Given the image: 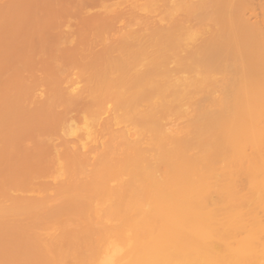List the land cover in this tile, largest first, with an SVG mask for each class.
Listing matches in <instances>:
<instances>
[{
    "label": "bare ground",
    "instance_id": "1",
    "mask_svg": "<svg viewBox=\"0 0 264 264\" xmlns=\"http://www.w3.org/2000/svg\"><path fill=\"white\" fill-rule=\"evenodd\" d=\"M7 2H8V0H6L5 3L7 4L6 6L9 8L12 3L10 1H9V3H7ZM36 2H37V0H36ZM107 2H109V0H106V1H104V0H91L90 3L93 5L94 4H98V5L102 4L101 6H105L106 12L104 10V12H105L104 14L103 13L100 15L98 14L97 16L90 18L88 23H90L93 18L94 19H93V22H91L90 24L87 23L86 24L87 26L84 24L85 28L88 27V29H86V31L84 30L83 25H79L77 29L79 30V28H80L79 34L81 32H83V34L86 32V34H84L82 36L80 34V36H78V37H81L80 38L81 42L85 41L83 43V44H85V46H87L86 43L88 44V46H87L88 48L93 47V45H91V44H94L97 41V39H99L98 36H96L97 37L96 38L94 35H92L94 33H92V34L89 33L91 29H92L91 32L97 31V32L101 33V35L103 36L102 37L103 39H104V34H106V31H107V34H106L107 37L110 33H111V36H113V37H114L115 32H116L115 33L116 35L120 34V37L117 36V38L116 37L114 38L116 40V42L114 44L111 40H113V41H115V40L111 36L108 37L109 39L107 37H105V40H104L106 42V38H107L108 39L107 42H109V40L111 39L109 42V45L113 44L111 46L107 45V47L105 44L103 45V46H105L104 48H106V50H107L106 52L111 51V50H112L111 53L112 52L114 53L115 50L119 51V53H118L119 56H117V58L115 55H114L115 57L112 56L113 57L111 59L112 63H109V64H111L110 65L111 67H110V69L108 68V70H107L108 73L106 72V74H111V75H109L108 77H105V79L102 77L101 82H98L99 78H97V77H100V73L102 72L101 69H99V70L97 69V71L100 73L98 75V72L96 71L97 74H96V76L94 75L95 78L93 76L90 77L86 74V72H92L91 68H94V67H89V69H87L86 67L91 66V64H88V65L83 64V66L86 68L85 69L86 71H84V70H81V72L79 71V74H81V76H79V74H76L75 79L76 80L79 78L82 79L83 76H84L83 78H86V76H87V78H86L87 80L88 79L92 80L94 78L95 82L88 80L89 82H87V83L85 82L86 85H84L86 87L83 86L85 89L80 85L83 88L82 90L80 88L75 89L74 87L71 86L72 88L75 89V90L71 89L72 90V92H71L70 91L71 87H69V86L66 87L65 86L66 84H64V86H65V88H64V87H61V84L59 85L58 83H56V80H54L57 78L55 76L56 73L51 72V74H49V72L52 70L46 69L45 72H47V70L49 71L48 76H46L47 78L45 80L47 82V84L48 83L50 84L49 80H52L54 78L53 80L55 82L51 81V83L53 82L52 83L53 85L55 83V85L57 84L56 87H58V86L59 87L57 89L55 86H51L52 85L51 84L50 85L51 93L53 92V94H51V93H48V94L52 95V96L47 95L46 98L43 96L42 97L43 99L39 98L40 100H35V101L41 102V99H42V103L39 102V104L42 105V108L43 109L46 107L49 108V109L48 108L44 109L45 111H42L43 109L41 108L42 109L41 111L44 113L45 112L48 113L52 110H54L53 113H56L55 108H51L52 109L51 110L49 104H51V107H52L55 104L54 102H57L55 105H57L58 107L60 106V109L63 107L62 105H64L65 107H63V108H65V111L62 110L63 108L61 110L59 109V110H57V112H58L57 114L61 115L60 113L62 111H64L65 112V115H64L65 118L64 117L63 118L65 119V121L66 120L68 121V119H69V121H71V119H73V118H71V119L69 118V117H72L71 116L72 112H75L76 115L78 114L77 115L78 117H76L77 118L76 120L81 119V118H82L81 120H84V122L85 121L87 122L88 120H92V119H88V118L86 120L85 119L86 117H83L80 115V114L89 112L91 109L90 107L94 108L93 109L94 111H92V112L96 111L94 115H91L92 117L96 118L97 115L100 113L102 115H100V114L99 115L102 118V116L104 115V113L106 111L110 112V110H108L109 107L111 106L110 107L111 110L113 107L112 112L114 113V116L109 115V117H113V119L112 118H110V119L113 120L117 124L121 123L120 125H124L126 123V127H127L126 128L124 125L123 127H125L126 129L125 130L122 129L121 131H123V132L120 131L121 133L119 132V130L115 131L116 135L114 137L117 138L119 136V134H120V136H122V135L127 136L129 133L133 134L132 136H135V137L131 136L132 138H130V139H129V137H126V139L127 140L129 139L130 141H126L125 137H124V141H123L124 144L126 143L127 145L128 144L129 145L128 146L126 144H125V146L123 144L122 145L124 146V148H126L128 150L125 151L126 149L123 150V146L120 147L121 146L120 144L122 142L120 143L118 140L122 141L123 136L120 138L118 137L117 140H116V138L113 137L114 138V140L112 139L113 143L115 141L116 142L118 141L120 143V144L114 143V144H116V146H114V144L110 141L112 136L115 133L110 128V123H109V126H108V123H106L107 121L110 120L108 118H107L108 120L107 119L105 121L102 120V123H100L98 119L92 120L89 123L85 122L86 124L82 121L84 126H83V124L81 125V122H79V120H78L76 123H78L79 126H83V128L79 127L78 124H77V126L79 128L73 126L76 124H73L71 127L75 128V131L76 130L78 131V129H80L78 131L79 135H78L77 131L74 133V129L66 127V126H69V124L68 125L66 124V126L64 125L66 127L65 131L67 132V133L66 132H64V133L66 135L69 134L67 136H71L70 133H72L73 135L71 137L74 141L71 139H70L71 140L70 141L68 139V142H66L67 140L65 139V140L61 141L62 143H60V144L56 143V145H55V144H53V143H55L53 141L54 138L52 136L53 131L50 130L49 128H51L53 126L55 127V125H57V124L53 125L54 122L51 121L52 120L51 117L53 116L51 114H53V113L50 112L47 114L49 116L45 115V117L49 118V120L51 119L50 121L53 122V124H52L53 126L45 127L48 129L47 131H42V129H41V132L36 134V135H39L40 137L34 138L37 141L38 138H42L41 135H44V137H45V135H47V141H50V143L45 142L43 145V144H41V142L37 141L38 144H37V142H35L36 144L34 145L35 149H36V147L43 146V149L45 150V152L40 147L38 148V150L34 151L35 153L33 152V150L28 149V151L26 153L27 157L26 156L25 157L27 158L26 161H28V160L29 161L27 163L24 160H23L24 162L21 161L22 166H18V167H17V164L14 163V165H15L14 168L11 167L9 160L5 161V159H3V161H1V158H0V162H2L1 164H4L6 162L7 164L6 163L5 164L7 166L9 165L11 167V168L7 167V169L5 168L6 170L5 169L3 170V168L6 165L5 164H4V166L0 165V167H2V168H0V174H2V175H0V179H1V176L3 179L4 175L6 174V171L8 172L10 170L11 173L12 172L14 174L19 173L21 177H22V174H31V173L34 174L35 173L40 178L42 177L41 179L44 178L43 180L38 179V180H41V181H39L40 183L42 181L43 182L41 184L38 182V184L36 186V184L34 182L32 183V180L30 181L27 179V181H24L22 179L21 180L22 182H19L18 179H16V180H12L10 182V185H9L10 188H9V186L8 187L6 186L7 184H9L7 178L5 179V181L7 180L6 181L7 184H6V182H3L4 179L3 180L1 179L2 181L0 180L1 181L0 199L1 198L3 199V197H4L5 201L7 202L6 204H8V201L10 199V194L8 193L9 191H10V193H12V191H13V193L14 192L21 193L20 192L21 190L23 192H25V191H27V188H28V193H29V190H32L33 188H35V186H36V188L39 186L40 188L39 187L38 188L40 190L41 189L45 190L46 188L49 187L47 190H53L52 191L53 195L57 192L61 193V195H59V196H64L65 194H67L65 192L73 193L74 188L77 187L79 180L82 178V177L79 178L80 175H78V174H80L84 168H87V166H84V164H86L88 162L87 160L89 159V157L91 156V154L94 151L97 154L98 151L102 150L101 152H102V154L103 153L104 154L101 155L102 160H100L101 159V156H100L99 157L100 159L98 158V161H96L98 163L97 165H100V163L102 165V162H103L104 166L107 164L109 166V167H107V169L109 170V168H110V171L112 174L111 177L116 178V174H117V172H119V169L116 166L121 164L122 160L120 161V159H122V158L126 159L125 156L121 157V158L116 157V156H118V154H121V156H123L122 155L123 153H121L122 150L124 151V155H126L127 152L128 153L130 152L129 154L132 155L131 150L134 147H136V148L138 147V151L135 148L134 149L136 150V152L134 150H132L134 152V154L137 153L136 156H134V154H133L134 159L131 160V158L133 157L132 156L130 159L128 158L130 161L129 160L127 161V159H126L127 164L124 162V159L122 162V164L125 163V165L127 167H129V168L126 167L124 169V173H126V169L127 170L129 169L128 172H130V170H132V173H128V174L126 173L127 175L131 174L129 176L130 178L128 177V181L126 180L127 184H125L126 181H124L125 183H123V182H121L122 184L120 183L121 188L124 187V184H125L126 187H124V189L122 188V190L123 191L125 190V191L124 192L122 190L119 191L120 187L118 186L119 188H118V190H116V192L119 191V193L114 194V196L112 195L114 193V191L112 192V190H110V189H108L109 191L107 190L108 193L106 191L107 195H106L105 191L104 192L102 191V194L99 193V195H100L99 196L98 190L96 191L95 188L89 186L90 187L89 190L92 191L91 193H89L88 188H86V186L88 187V185H91L90 183L89 184L87 183L88 179L91 177L90 178L91 180L89 179L90 182L93 181L94 179L95 180L99 179L100 173H98V172H101L102 171L101 170V171H97L98 174L96 172H94V174L96 173V178H95V175L94 176L90 175L87 178V182L83 181L85 179H82V182H80L81 184H84V182H85V184H88V185H82L81 186V188L83 187V188H85V191H87V192L84 191L85 194L86 195L89 194L88 196H86L85 202H83V200H81L83 198H79L80 196H82L83 192H82V194L80 193V195L77 194L75 196V198H73L74 200L70 198L71 200L68 199L69 200L68 202L64 200L66 202L65 204L61 202L60 203L62 205L61 207H59V206L57 207V205L53 202V199L49 200L50 197L48 196L49 202L46 200L48 202V205L45 204L43 207V203L45 202V199H47V196L45 198L42 197L41 199H39L37 197H36L37 199L36 198L34 199V197L31 198V197H27V196H24V198H23L22 197L23 195L21 196V195L17 194L18 195L17 196L14 193L13 195L15 197L13 196V200H15V202L13 201L14 203H12V204H15V205L11 206V211H12L11 213H13L11 217H13L15 219L17 217H19L20 215H21V217H23L24 216L23 214L28 215V213H27L28 211H29V213H33L31 216L29 214L30 217L33 218V216L36 215L34 217L36 220L31 218L33 221L30 219L29 216L26 217L27 219L23 218L24 220L26 219V221H27V222L25 221L26 232H33V233H31L32 235L29 234V235H31L30 238H28L29 240L26 239V237H25L26 233H20L19 232L18 228H20L19 224H21V222H20V220H22L21 217L18 218L19 221L15 220L17 222L16 223L14 222L15 227L17 225H19V226H17V229H18L17 233L18 234L16 232H13V234L15 236L12 234L13 237L11 238L12 240H10V236H8L9 235L8 232H9V230L12 231L11 227H13V229H14V226H12V225H14V223H12L11 227H10V224L9 225L7 223H6L7 225L5 224L6 226H8V227H6L7 229H9L8 232H7V229H4L5 225H3V224L6 221L5 213L8 212V208H5V207H7L8 205H5V203H2L5 201L1 200V202H0V218L4 217L2 220L5 219V221L1 222V224H0V231H1L0 232V239H1L0 240V242H1L0 247H2V248H0V250H2V251H0V253L1 252L4 253L2 255L3 257L0 256V260H2V262H0V263L1 264H3V263L7 264L8 262L11 261V260L8 261L7 259H9L8 257L10 256V254H11V256H10L11 259L13 258L12 253L8 252V251L12 250V252L14 253V255H13L14 259L16 261L15 264H114L113 261L111 262V259L106 258L104 256L105 252H103V250H100V251H102V253H103L102 256H104V257L98 258L99 253H97V248L93 247V245H92V242L95 239H98L97 243L99 244L101 241L99 239H103V240L106 239V242H107V238H109V236H111L110 239H112V240L114 239L113 240L114 242L112 241L113 243H115V239L120 238L118 240L121 243L120 244L118 242L120 244V246L127 247L125 251H127V249H129V251L126 252L127 254L122 255L124 258L121 260V262L118 260L120 257H117V260L116 259L114 260L115 264H117V262H118V264H120L122 262L125 263L126 260H128V261L131 260L132 262H130V264H264V241H263V244L260 241V239H261L260 236H262L261 234H262V232H264L263 231L264 226H262L258 222V220L256 219V214H257L256 212L258 210L264 211V127L262 126V124L264 123V122L262 123V120L264 119V117L262 115L264 113V98H262V95L264 93V0H115L112 3H107ZM90 3H88V4H90ZM210 3H213V5L211 4L210 7L206 8V6L210 5ZM0 4H2V3H0ZM19 4H21V3H19ZM27 4H28V6L31 5L29 2ZM16 5L17 4H15V6H14L15 9H16ZM32 5H33V3H32ZM214 5H216V6H214ZM24 6L25 5L23 4V7ZM141 6L145 7L146 10L144 9V11H143L140 8ZM162 6L167 7L166 10L164 9L165 7H162ZM173 6H175V8ZM2 7L5 9L4 6H2ZM160 7H162V9ZM179 7L182 9L183 13H187V14H182V12H180L181 9H179ZM83 8L84 7H81L80 9H82V11H83L84 10ZM159 8H160V11H158ZM173 8H174V11H173ZM18 9L20 11V7ZM65 9L66 10H64V11H67V8H65ZM168 9L170 10V14H172V15H170L169 13L166 14L167 17H168V15L170 16V18L168 17V20H167V17H166L164 12H167ZM10 10H12L11 7H10ZM26 11H27V9H26ZM28 11H29V9H28ZM171 11L174 13H172ZM8 12H6V13H8ZM23 12L21 10V12H19V13L22 15ZM156 12H157V14H160V15L163 13V16L164 15L165 16L160 18L161 16L159 17L158 15L154 14ZM160 12H162V13H160ZM179 12H180V14H176ZM218 12H219V15L221 13L223 19L225 20L226 24L225 23L224 24H225L226 28L224 26V27H217V29L225 28L224 31L223 30L222 31L224 33L223 34L224 39L226 37V40L218 39L220 35L218 33H216L218 30L216 29L217 31H215V29H214L215 26L217 25L216 23H218L217 22L218 19L215 18L218 16L216 14ZM61 13H63V15H64V13L65 14L69 13L68 16H70L71 19L74 18L72 15L75 16V14H76V13H73L72 10H70L69 12H63V11L60 12V15L58 17H60L62 21L60 20V18H56L57 20L55 21V23L52 22L54 24L53 26H56V24L61 25V22H65L67 20V17L65 15H64L65 20H64V18L62 19ZM14 14H16V13H14ZM31 14H33V13H31ZM77 14H79V13H77ZM83 14L85 15V13H83ZM174 14H176V16ZM246 14H248V16ZM84 15L80 16V17H84ZM153 15L158 16L160 19L158 18L159 20L157 19V21H154L153 18H155V17H153ZM179 15H181V16H179ZM214 15H217V16L214 17ZM6 16L8 17V14H6ZM9 16H10V13H9ZM17 16H20V15L18 14ZM55 16H57V15H55ZM76 16L78 17V15H76ZM173 16H175V17H173ZM7 17L4 18V24L5 25H6V21L8 19ZM14 17L15 16L13 15L12 18L15 19ZM219 17L220 16H218V18ZM251 17L254 18V21H252V20L250 21ZM1 18L3 19V17L0 16V20H1ZM24 18H25V16H24ZM17 19H19V17H17ZM17 19L15 21L19 22L21 20V16H20L19 20H17ZM161 19H163V20H161ZM216 19H217V21H216ZM223 19L221 21L224 22ZM164 20H165V22H164ZM58 21H60V23H57ZM160 21L161 22L163 21L161 23V25H159ZM210 21L211 22L216 21L215 22L216 25L213 24V22L211 23ZM221 21H220L221 24L219 26L224 25L223 22H221ZM40 22H41V20H40ZM118 22H122V26L120 28L117 27ZM165 23H166V25H165ZM205 23H206V25H205ZM31 24H32V26L34 24V27L30 26L29 30L31 32L33 31L31 34L35 33L37 36L39 29L37 28L38 31L33 30V29H35V27H38V24H35L34 22H31L30 25ZM65 24H66V22H65ZM208 24L211 26L212 29H210V27L208 28V26H207ZM211 24H213L214 28L212 27ZM25 25H28V23H26ZM25 25L23 26V28H20L23 30V31L21 30L22 32L20 30H18L19 33L21 32L22 37L26 33L25 32ZM35 25H37V26H35ZM40 25L41 24L39 23V26ZM42 25H43V23H42ZM47 25H49V24H46L45 26L47 27ZM154 25H156V27H154ZM201 25H204L206 27H204V26L202 27ZM0 27L2 28V26H0ZM49 27L50 26H48V28ZM1 28H0V30H1ZM6 28H7V26H6ZM30 28H32V30ZM48 28L44 27L43 31H41V34L43 32H45V29L47 30ZM151 28H152V31H151ZM153 28L154 29L156 28V30H154ZM206 28H208V29H206ZM233 28L240 31L238 33L239 35L242 33V36H243L242 39H244L242 46H240L242 44V40L240 37L239 38L241 40V44H239V45L237 44L238 47L233 45V44L237 43V42L235 43L236 39H234V38H237L239 40V38H238L239 35L237 34V32L232 33ZM221 29L219 30V32H221ZM201 30L204 31V33H202ZM87 31L89 34L87 33ZM10 32L11 31H8L7 33L9 34ZM103 32H104V34H102ZM12 33H14L13 30H12ZM14 34H16V31ZM31 34H30V36H31ZM91 35H92V37H91ZM232 35L237 36V37H234V36L232 37ZM38 36H39V34H38ZM64 36H65V38H68L69 32H65ZM5 37H6V35H5ZM62 38L65 39L64 37H62ZM152 38L155 39L154 41H156L158 39L157 40L158 44L156 43L157 45L155 43H154V46H153V44L150 45L151 41H153ZM220 38H221V36H220ZM227 38L234 39L233 44L232 43H231L232 45L230 44L228 50H230L231 46L236 47L237 50L236 49H234V50L241 51L243 56L241 53H236V55L239 57L236 56V58H234V57H232V56H235L234 51H229V53H228V50H225V52L226 51L227 52L223 53L222 52L223 49L220 50L222 46H224L226 48L227 45H225V41L229 40ZM76 39L79 40V38H76ZM159 39H160V42H159ZM217 39L219 41H217ZM65 40H64V42H65ZM78 40H75L78 43H74V44H79L80 41H78ZM20 41H21V39H20ZM220 41H221V43H218ZM81 42H80V44H81ZM2 43L0 42V45H3L2 48L8 47L7 43H6V45L4 43L3 44ZM34 43H35V41H34ZM96 44H98V46L100 45L99 43H96ZM216 44L217 45L219 44L218 47ZM103 46H102V49H103ZM238 48H240L241 50ZM43 49H41V50L44 51ZM213 49H215V51ZM218 49H219V51H221L220 54H219V51H217ZM231 49L233 50L232 47H231ZM212 50L215 52V54H216V52H218L217 54H219L220 56L217 55L218 58L217 57L214 58L211 54ZM69 52H71V51H69ZM77 53H78V57H79V55L81 56V54H82V52H77ZM17 54H18V52H17ZM72 54H73V52H72ZM101 54L105 55L107 60H110V57H111L110 55L107 56L106 54H104V52L103 53L101 52ZM224 54L226 55L225 61L223 60L224 62L221 61V63L217 62L218 59L220 61L219 57H221V55L223 58ZM229 54H231L230 60H228V58H227L230 56ZM239 54H241V55H239ZM84 55H86V54H84ZM124 56L126 58H124ZM241 56H242V58H241ZM28 57L26 56L24 58V60H29ZM66 57H68L67 54H66ZM105 57H104L103 61H102V59L100 61L102 64L103 63L107 64V62H109L105 59ZM7 58H9V56ZM83 58H84V56H83ZM92 58L93 57H91V59ZM1 59H3V58H1ZM64 59H65V57H64ZM105 60L107 62H105ZM227 60L230 63L235 61V63H233V64L237 65V63H238V65L233 66L232 64L229 63V65H231L230 71L227 70L228 67H226V66L225 67L223 66L224 67V69H223L222 65H225V62L228 64ZM231 60H232V62H231ZM49 61H51V59ZM77 63H74V64L76 65ZM217 63H219V65ZM99 67L102 68L103 66L98 65V68ZM232 67H234L235 69L236 68L240 69V70H238L237 72H234L237 69L233 70V72H232L233 74H232L231 73V71L233 69ZM53 68H55V67H53ZM30 70L31 69L29 68L28 72ZM221 70H222V72L225 71L228 76L230 75L229 74V72H230L231 75H234V78H232L233 76H230L229 78H231V79H229L225 73L222 74ZM3 71L5 72V70H3ZM56 71H57V69H56ZM83 71L85 72L86 76L84 75V73H82ZM217 72H221V74H222L221 76H223V77H221L219 74L215 76V74ZM182 73H184V74L186 73V75H184ZM187 73L189 75L191 74L190 75L191 77L189 75H187ZM237 73H238V75H237ZM28 74L29 73H27V75ZM74 74H75V72H74ZM235 74L237 75V77H235L236 76ZM51 75H52V78H51ZM103 75H104V73H103ZM62 76H59L60 79L57 78L58 82H59V80H62V78H61ZM66 76H67V74H66ZM66 76H65V79H66ZM69 76H70V74H69ZM49 77H50V79L48 80ZM215 77H219V80H220V78H221V80L223 78V82L221 84L222 85L221 90L218 89V88H220L221 85L220 86L217 85V84H219L216 81L218 78L215 79ZM235 78H236V80H235ZM75 79H72L73 83H72V81H68V85H69V83H70V85H75V83H77V81ZM81 79H79V80L81 81ZM228 79H229V82H231L232 86H233V84H236L237 87L232 88L231 85L229 86L228 85V83H229ZM0 80H4V79L2 78ZM31 80L32 79L30 78L29 83L31 82ZM231 80H233V83ZM234 80L237 82L234 83ZM8 81H7V83H8ZM96 81H97V83H96ZM26 82H28V80H26ZM26 82L25 83L21 82L22 87L27 86L28 87L27 90L30 92V89L28 86L29 83H27V85H25ZM35 82L36 81L31 82V83L34 84ZM21 83L18 86L19 89H20ZM78 83H79V81H78ZM93 83H94V85H93ZM32 84H31V87H32L31 94L34 92L33 89L36 90V88H38L40 86V84H38L39 86L37 85L34 88V85L32 86ZM90 85L93 87L90 88ZM77 87H79V86H77ZM215 87H218L217 88L218 92L220 90V92L222 93V94L221 93L220 94L223 95L222 97L215 90L216 89ZM12 88H10L11 91H12ZM66 88L67 89L69 88L67 90L68 92L66 91ZM19 89H16V90H19ZM63 89H65V90H63ZM77 89H80V90L78 91ZM86 89H89L88 90L89 93L91 92L90 93L91 99H92V97H94L93 98L94 100H92V102H93L92 105H91V103H92L91 101L90 102L87 101L88 99H90V97H88L89 93L87 91H85ZM25 90L26 89H24V93L27 92ZM47 91H48V89H47ZM54 91H57V92L54 93ZM63 91H65V92H63ZM6 92H7V90H6ZM29 92H28V94H29ZM85 92L88 94H86ZM9 93H10V91H9ZM9 93H7V94H9ZM15 93H17V92H15ZM19 93H20V91H19ZM217 93L220 96H218ZM4 94L6 95V93H4ZM11 94H12V92H11ZM82 95L83 96L85 95L88 97L87 98L84 96V99L85 98L87 99V100L85 99L86 101H83L84 99H83ZM10 96H12V95H10ZM26 96L27 95H25V97ZM29 96H30V94H29ZM216 96H217V98H216ZM20 97H22V96H20ZM23 97H24V94H23ZM31 97L32 96L29 97L30 101H32L30 99ZM220 97L222 99H220ZM44 98H45V100H44ZM3 100H4V98H3ZM7 101L9 102V100H7ZM37 102H35V103H37ZM108 102H110V103H108ZM2 103H4V102H2ZM88 103H90V104L88 105ZM105 103L107 105L108 104L110 105L107 110H104L105 109V106H104ZM35 106H36V104H35ZM56 109H58V108L56 107ZM59 111H60V113H59ZM103 111H104V113H101ZM112 112H110V114H112ZM96 113H97V115H96ZM69 114H71V115H69ZM54 115L56 116V114H54ZM80 116H81V118H80ZM170 117L171 118L173 117V119H170ZM176 117H178V118H176ZM180 117H182L184 119L186 118V120L188 122L187 123L186 121H183L184 128H181V125L179 127L180 123L179 124L175 123L177 121H180V120H178V119H180ZM52 118L54 119V117H52ZM98 118H99V116H98ZM101 118H100V120H101ZM168 118H169L170 122H169V120L165 121ZM175 119H177V120H175ZM172 120L173 121L175 120V122L173 123ZM103 121L105 123H103ZM113 121H112V123H114ZM164 121H165V124H167V125L169 124L170 126L165 125ZM48 123L50 125V122H48ZM127 123L132 127V130L128 127ZM60 124H62V123H60ZM176 124H178V125H176ZM33 125H34V123H33ZM174 125H176L178 127H175ZM106 126L109 127L108 133L112 134V132H113V134L110 135L111 137H107V138H110L109 139L110 142H108L107 147L109 148V146H111L113 148V151H112V148L110 147L111 149L107 148L108 152L105 153V150H106L105 149L106 147L104 146L105 143L103 141L98 140V138H100V139L102 137L104 138V136H106L108 134L106 131V130H108V127H106ZM54 127H53V129H54ZM58 127H55V128L57 129ZM111 127H113V126L111 125ZM167 127H169V128H167ZM170 127H172V128H170ZM173 127H175V128H173ZM67 128H69V130H68L69 132L67 131ZM5 129L7 130V128H5ZM70 130H71V132H70ZM126 130H129V132H126ZM2 131L3 130H1V132ZM80 131H82L81 134L83 136H80L81 135ZM118 132H119V134L117 135ZM101 133H103L102 134L103 136H99V135H101ZM126 133H128V134H126ZM32 134H34V133H32ZM130 134H129V136H130ZM48 135L50 136L51 140L53 139L52 141L50 140ZM73 136H77L76 140H75V137L73 138ZM91 136H93V137H91ZM97 136H98V138H96ZM8 137H10V134L8 135ZM136 137L138 139H140L142 137V140L139 142L135 141V143H132V141L134 142V140H132V139L135 138L137 140ZM1 138H3V137H1ZM4 138H5V136H4ZM21 138H22V140H25V139H23V137H21ZM29 138H31V137H29ZM90 138H92L93 140L97 139L98 142H96L97 141L96 140L94 142V144L96 145V143H99L96 146L101 147V145H102V146H104L103 147L104 150L103 149L99 150V148L96 146H92V148H91L89 143L92 142L93 140L89 141ZM103 138H102V140H103ZM32 139H33V137H32ZM80 139H82L84 141L86 140L85 141L86 143L81 141ZM4 141H5L4 139L2 142L0 140V146H1V143L2 144L4 143ZM16 141L18 142V140H16ZM51 142H53V143H51ZM6 143H7V141H6ZM8 143H10L9 139H8ZM14 143L15 142L13 141V144ZM78 143L81 147L78 145ZM109 143L112 145H109ZM141 143H142V145H141ZM13 144L11 145V143H10V145L12 147H13ZM26 144H27V142H26ZM143 144H144V146H143ZM16 145H14L15 148H16ZM23 145L22 146L25 148V144H23ZM84 145L87 146L86 147L87 152L88 153L90 152L89 153L90 155L88 154L89 157H88V155H86V153H84V155H86V156H84V155L80 156V154H77V152H76V151H78L79 148L80 149H86ZM88 145H89V147H88ZM118 145H120V146L118 147ZM139 145L141 147L143 146L142 149ZM113 146L118 148V149L122 148V150L119 149L120 150L119 151L117 149L119 151V153H118L117 150ZM130 146L132 149L129 148ZM5 147H6V145L2 149H5ZM23 147H21V150ZM31 147H33V146H31ZM94 147H96L97 149H94ZM9 148L10 147L8 146V149ZM75 148H77V149H75ZM8 149L6 147V150H8ZM72 149L75 150V152H73ZM80 149H79V151H80ZM91 149H93V150H91ZM140 149L143 151V152H140L141 154L138 153ZM143 149H145V150H143ZM9 150L10 151L12 150L13 152H15V154H17V156L19 155L18 153H16V150H13L12 148H10ZM9 150L6 151V153L9 152ZM88 150H90V151H88ZM96 150H97V152H96ZM109 150H111V151H109ZM248 150H249V153L251 151L250 154L247 153ZM23 151H24V149H23ZM36 151H37V153L40 151L39 153L40 154L43 153V155L41 157L39 154L34 155V154H36ZM114 151H116V152H114ZM13 152H12V156H14ZM30 152H32L34 154H30ZM101 152H98V153H101ZM110 152H112V153H110ZM62 153H64L65 157L63 156ZM78 153H82V152L80 151ZM2 154H5V152L3 151ZM9 154H11V153L9 152L8 156H9ZM61 154H62V156H61ZM105 154H107V155L109 154L111 156L106 155L107 157H105ZM129 154H127L126 156H129ZM0 155H1V151H0ZM114 155H116L115 156L116 161L113 160ZM5 156H6V154H5ZM10 157L11 156H9L8 159H11ZM25 157L23 159H26ZM30 157L32 159H29ZM63 157L65 160L62 159ZM82 157H83V159H82ZM103 157L105 159H103ZM108 157H110V158H108ZM117 158H119V160ZM79 159H81L82 161ZM13 160H15V157H13ZM62 160H63V162H62ZM89 160H91V159H89ZM110 160H111V162H110ZM16 161H19L18 158ZM64 161H65V164H64ZM80 161H81V164L84 163L81 166L83 169L80 167L82 170L80 169L81 171L77 172L76 168L80 164L79 163ZM13 162H15V161H13ZM73 162L77 166L75 164H73ZM90 162L91 161H89L88 165L90 164ZM105 162H106V164H105ZM112 162H114L115 165L112 164ZM23 163H25V164L23 165ZM74 165H75L74 170L76 171V173L74 171L72 174L71 172L73 171ZM64 166H65V168H64ZM70 166H72V167H70ZM68 167L72 168V170L67 169ZM111 167H112V169H111ZM113 167H114V170H116L115 168L118 169V171L116 170L117 172L115 171L116 173L113 172L114 174L112 173V171H114ZM105 168H106V166H105ZM107 169L106 170L104 169L102 173H106V175L109 176L111 174L107 173L108 172ZM1 171H2V173H1ZM4 171H5V174L3 173ZM68 171H69V173H67ZM78 171H79V169H78ZM104 171H107V172H104ZM237 171H238V173H237ZM57 173H59L60 175ZM236 173L240 174L241 178L243 177V179H244V181H243L244 185L240 184L246 188V192L243 191L244 194L239 189V187H240L239 186V183H240L239 178L240 177L237 176ZM9 174H10V172H8V176H6V177L13 179V176L10 177ZM52 174H54V176ZM63 174H64V176H63ZM121 174L122 173H120V175ZM235 174H236V176H235ZM55 175L57 178H58V176H60L58 178L60 180V182L55 177ZM75 175L77 178H79L78 181H77V178H75ZM106 175L104 176L105 178H106ZM46 176H49L50 178L52 177L51 180L53 179V182H54L55 178H56V180H58V183L55 180V182L57 183L55 185V187L57 186L56 189L53 186L54 184L51 183V181H49V180H48V182H49L50 186L46 185V183H47L46 182L47 180H45ZM25 177L28 178V176H26V175L23 176L24 179H26ZM62 177H64L63 180H61ZM102 177H103V175H101V178ZM236 177L237 178L239 177L238 180L236 179ZM92 178H94V179H92ZM109 178H110V176L106 179L108 180ZM115 178L114 179L110 178V179L115 180ZM74 179H76V180H74ZM104 179H102L103 181L101 182V184H103L102 186L99 182H96V183H99L100 185L99 184H97V185L103 189L105 186V190H106L108 188V186L105 185L106 181ZM35 180H36V178H35ZM98 181H100V180H98ZM237 182H239V183H237ZM44 183L48 187H46L44 185ZM33 184H35V186H32ZM51 185L53 186V188ZM43 186H45V187L43 188ZM31 187H32V189H31ZM11 188H13V190ZM36 188L33 189L32 191L35 190V192H36V190H39ZM240 188H242V187H240ZM14 189H17V191H19V189H20V191L17 192V191H14ZM24 189H26V190H24ZM71 189H72V191H71ZM55 190H57V191L55 192ZM76 190H77V188H76ZM94 190H95V192H94ZM93 192H94V195L92 194ZM95 193H97V194H95ZM108 194L111 198L107 197ZM42 195H43V193H42ZM44 195H46V194H44ZM56 195L58 196V194H56ZM56 195H54V197ZM101 195L102 196L106 195V197H104L102 200ZM7 196H9L8 197L9 199L7 198ZM20 196L22 198V201L26 200V203L29 201L28 204H26V205H28L29 208H27L25 210H19L17 208L18 206L16 207L17 204H21L19 202L21 200L19 198ZM95 196L96 197L99 196L98 198H100L99 201L101 200L100 201L101 203H103L105 199L109 200V202H111L113 207L111 204L108 205L110 210H108L107 215L105 213L106 211L104 212L105 214H103L102 216L99 215L100 216L99 219H97L96 221H92V223H91L92 226L95 225L96 222H98V221L101 222V220H102L101 218L106 216L103 219V221L107 219L106 221H108V222L114 221V223H115L119 219V221L121 223V225H120L121 227L118 226V228H114L115 225H113V227L111 225H109L112 227V228H110L107 225H105V228H104L103 226L106 223L102 224L103 221L101 222V224L103 226L100 225V228L98 225H95V226H97L95 228H94V226L91 227V226H89L90 224H87L91 221H87V220L90 217H93L92 219H94L96 217V214H97V213L92 214L91 212H90L91 216H89L90 214L88 213L89 217L87 216L88 218H86L87 222L84 221V218H83L85 216L84 212L87 210L86 211V213H87L88 211L91 210V208L94 207V206H92V204H90L91 202L90 203L87 202V198H89L88 200H90V199H93ZM16 198H17V200L19 198V201H17ZM28 198L31 200H27ZM98 198H96V199H98ZM113 198H114V202H112ZM6 199H8V200H6ZM42 199H44L43 200L44 202L42 201ZM50 201H52V202H50ZM33 202L36 203V205H37V203L38 204L42 203V206L40 207V205H38L36 208V205L33 204ZM86 202L89 203L90 205L89 204L87 205ZM29 203H31L33 205H30ZM52 203H54L58 209H54L56 207L51 206V205H54ZM1 204H4L5 207H4V205H1ZM97 204H100V203H97ZM23 206H25V205H23ZM30 206H34V207H30ZM47 206H48V208H51L53 210L50 212L51 209L48 210ZM87 206H89V207H87ZM12 208H13V210H12ZM45 208H47V209H45ZM30 209H32V210L34 209V210L32 211ZM35 209H37V211ZM41 209L42 210L45 209V211L43 212ZM39 210H41V212H43L42 213L43 216H41V214H40L41 212L40 213L38 212ZM46 210H48L49 212H47ZM34 211H36L37 213ZM6 215L9 216L8 213ZM13 215L14 216L16 215L17 217L16 216L14 217ZM107 216L109 217L110 220L108 219ZM132 216H133V220H134V218H136V216L137 217L139 216L140 221L138 222V220H137V222L134 223L136 219L134 221L133 220L131 221L130 219ZM11 217H10V219H11ZM59 217L61 219V222L63 221L61 225H60L61 222L59 220ZM65 217H67V218H65ZM53 218H55L54 221H53ZM37 219H39L38 220L39 222L37 221ZM48 219H49V224L47 221ZM56 219L58 220V222ZM80 219H83L82 220L83 224H82V222H80L81 221ZM43 220L44 221L46 220V221L44 222ZM7 221H9V219ZM10 221H9V223H10ZM35 221H37V222H35ZM41 221H43V222H41ZM12 222H13V220H12ZM55 222H57L59 224V226ZM71 222H73L72 225H74L78 228L80 227V224L83 225V226H81V228L82 227L84 228L85 226H87V227H85V229L80 228L81 230L78 231L79 229L77 230L76 227H73L70 225L69 226L70 228L68 229L67 227ZM74 222L75 223L78 222L76 224L77 225L79 224V226L74 224ZM40 223H43V227L41 226ZM23 224H21V225H23ZM52 224L53 225L55 224V226H53ZM39 225L41 228H38V230L40 231V229H41V231H44V232H45V228L47 230V228L50 229V227H52V226L55 228L57 226L61 229L60 230L59 228H57V230H59V234H57V235H59L61 238L57 235H56V237H54L52 235L50 236V238L54 237L53 241L59 242V244H58L59 246H55L56 247L55 249H52L50 247L51 250L49 248L45 249V247L47 246V245H45V241L47 242V239L49 238L50 234L48 236L47 235L45 236L46 238L48 237L47 239H45L44 235L41 234L43 236L42 240H43V238L45 239L44 244H43L42 241L39 240L40 238L39 239L37 238L38 235L35 234V230H34ZM248 225H250L251 228L249 227V229H247ZM1 226H3V228ZM63 226H64V228L68 229V230L65 229L64 233H63L64 228L62 229ZM2 229H3V231H2ZM70 229H73V230L75 229L78 232H76L75 230H74L75 232L73 230L71 231ZM66 231H67V234H65ZM129 232L131 233V235L133 234V237L130 236V238L132 237L130 240L127 238L129 240L128 241V240H126L127 236L125 234L128 233L130 235ZM134 232H135V234H134ZM240 232H244L245 235L242 234L244 237L242 238V236H241V239H238L237 236L240 237V235H238V234H240ZM10 233H12V232H10ZM33 234H35V235L33 236ZM63 234H64V236H63ZM65 235H66V238H64ZM129 235H128V237H129ZM122 236H126V237H122ZM32 237H34V239ZM55 238L56 239L58 238V239L56 240ZM62 238H64V241H66L65 243H63ZM7 239H8V241H7ZM49 239H48V241H51ZM5 240L7 242L11 241L10 244H7V242ZM103 240H102V242H104ZM121 240L123 242H121ZM13 241H14V243H13ZM60 241L63 243V246L65 249L63 247H60V246H62ZM124 242L128 243L130 248L128 247V245L126 246V244ZM47 243L51 244L53 246L54 242L51 241V242H47ZM122 243H123V245H122ZM102 244H99L98 248L99 247L102 248V246H100ZM116 244L113 245V247L115 246V248H117V251H118L117 253H119L120 252L119 250H121V247L119 246V244H117V246L119 247L118 248L116 246ZM4 245H5V247H4L5 249H3ZM9 245L11 247L14 245L15 246L17 245V246L16 247L14 246L15 248L12 247V249H11V247L9 248ZM54 245H55V243H54ZM258 246H261L260 250H258ZM13 248H14V250H13ZM115 248L113 250L116 251ZM46 250H48V252ZM107 250H109V249H107ZM115 251H114V254L116 253ZM70 252H71V254H70ZM106 252H108V251H106ZM26 253H28V254H26ZM102 253H100V254H102ZM23 254L26 256H24ZM69 254L71 255V257H69ZM109 254L110 253H108L106 256H110V258L113 259L114 254H112V256H111V254L110 255ZM27 255L30 257L28 258ZM63 255H65V257ZM3 260H5V262Z\"/></svg>",
    "mask_w": 264,
    "mask_h": 264
},
{
    "label": "rangeland",
    "instance_id": "2",
    "mask_svg": "<svg viewBox=\"0 0 264 264\" xmlns=\"http://www.w3.org/2000/svg\"><path fill=\"white\" fill-rule=\"evenodd\" d=\"M9 1L12 3L11 4V9L13 10H10V7L8 8L6 5V0H0V3H2V4H0V16L1 17H3V19L1 18V20H0V26H2V28H1V30H0V42L2 43H4L5 45H6V43H7V45H8V47H4V48H2V46L3 45H0V79H4V80H0V140H1V142L3 141V139L5 140L4 141V145L1 143V146H0V151H1V155H0V158H1V161H3V159H5V161H7V160H9L10 162V165H11V167H15V165H14V163L15 164H17V167L18 166H22V162L21 161H25L26 163L29 161H26L27 160V155H26V153H27V151H28V149H31V150H33V152L35 151V150H38V148L40 147H36V149H35V147H34V145L36 144L35 142H37V141H39V142H41V144H43L44 145V143L46 142H49L50 143V141H47V135H45V137H44V135H41L42 136V138H38V140L36 141L34 138H37V137H40L39 135H36V134H38V133H40L41 132V129H42V131H47L48 129L47 128H45V127H51V126H53V125H55V124H57V125H55V127H58L57 129L54 127V129H53V127H51V128H49L50 130H52L53 131V134H52V136H53V138H54V142L55 143H53V142H51V143H53V144H55L56 145V143H62L61 141H63V140H67L66 142H68V139L70 140H73L72 139V133H70V135L71 136H67V135H69V134H65L64 132H66L65 130V128L66 127H69V128H72L71 126L73 125V124H76V125H73V126H75V127H78L79 126V124L78 123H76L78 120H79V122H81V125L83 124V122H84V120H81L82 118H81V116H83V117H86L85 119L87 120V118L88 119H92V120H96V119H98L99 120V122L100 123H102V120H106L107 118L108 119H110V118H112L113 119V117H109V115H112V116H114V113L112 112L113 111V107H112V110H111V106L108 104H104V106H105V109L104 110H107L108 109V107H109V109L108 110H110V112H112V114H110V112H105L104 113V111L103 112H101V113H104V115L102 116V118H101V116L100 115H102V114H98L97 115V113H96V115H97V117L95 118V117H92L91 115H94L95 114V112H92V111H94L93 109V107H90L91 109H90V111L89 112H86V113H83V114H80L81 116H80V118L81 119H78V120H76L77 118L76 117H78L76 114H75V112H72V115L71 114H69V115H71L72 117H69L70 119L71 118H73V119H71V121H69V119H68V121L66 120L65 121V108H63V107H65L64 105H62L63 107V109L62 110H64V111H62L61 113H60V111H59V113L61 114V115H58L57 113V110H59L60 109V106L58 107L57 105H55L57 102H54L55 104L51 107V104H49L50 105V109L51 108H55V112L56 113H53L54 112V110H52V111H50V112H52L53 114H51V115H53L52 117H54V119L51 117V121H53L54 122V124H53V122H51L50 120H49V118H47V117H45V115H47L48 113H50V112H42V111H45L44 109H46V108H48V107H46V108H42V105H40L39 104V102L40 101H35V100H40L39 98H42L43 96L46 98V96L48 95V96H52V95H49L48 93H51V87H50V85L53 83H51V81H54V80H56V83H58L59 85L61 84V87H64L65 88V86L66 87H74L75 89L76 88H80L81 90L84 88V87H86V86H84V85H86L85 84V82L87 83V82H89V81H94L95 82V80H94V78H95V76H96V71H97V69L99 70V69H101V71L104 73V75H103V73L101 72H98V75H99V73H100V77H97V78H99L98 79V82H101V78L103 77L104 79H105V77H108L109 75H111V74H106V72H107V70H108V68L110 69V65L111 64H109V63H112V61H111V59L113 58V57H115L116 56V58H117V56H119L118 55V53H119V51L118 50H115V52L113 53H111V51H108V52H106L107 50H106V48H104L105 46H103L104 44L106 45V47H107V45L108 46H111V45H113L115 42H116V40L114 39L115 37L117 38V36L118 37H120V34H115L114 33V37L113 36H111V33L108 35V37L109 36H111L115 41H113V40H111L112 42H113V44H110L109 45V42H110V40H109V42H107L108 41V37H107V31H106V34H104V32L102 33V34H104V39L102 38L103 36L101 35V33H99V32H91L92 31V29L90 30V32L89 33H94V34H92V35H94L95 37L96 36H98L99 37V39H97V41L94 43V44H91V45H93V47H87L88 46V44L86 43V45L87 46H85V44H83L85 41H83V42H81V37H78V36H80V34H81V36L82 35H84V34H86V29H88V27H86L85 28V25L88 23V21H89V19L90 18H92V17H94V16H97L98 14L100 15V14H104L105 12H106V8H105V6H101L102 4H91L90 3V1L91 0H37V2H36V0H8V2L7 3H9ZM46 1V2H45ZM51 1V2H50ZM104 1H106V0H104ZM115 0H109V2H107V3H112V2H114ZM21 3V4H19V3ZM30 3L31 5H32V3H33V5L31 6L30 4V6H28V4L27 3ZM32 2V3H31ZM17 4L16 5V9H15V4ZM51 3V4H50ZM82 3V4H81ZM88 3H90V4H88ZM5 4V5H4ZM23 4L25 5L24 7H23ZM70 4V5H69ZM87 4V5H86ZM211 4L213 5V3H210V5H207L206 6V8H208V7H210L211 6ZM20 5V6H19ZM27 5V6H26ZM58 5V6H57ZM81 5V6H80ZM2 6H4L5 7V9L2 7ZM35 6V7H34ZM62 6V7H61ZM177 6V5H176ZM214 6H216V5H214ZM213 6V7H214ZM20 7V11H19V8ZM23 7V8H22ZM64 7V8H63ZM81 7H84L83 9V11H82V9H80ZM162 7H165V6H162ZM162 7H160L161 9H162ZM170 7V6H169ZM174 8H175V6H173ZM178 7V6H177ZM34 10H33V9ZM65 8H67V11H64V10H66ZM143 11H144V9H145V7H143V6H141L140 7ZM139 8V9H140ZM160 8H159V10L158 11H160ZM166 8L167 7H165L164 9L166 10ZM174 8H173V11H174ZM2 9V10H1ZM26 9H27V11H26ZM28 9H29V11H28ZM72 10L73 11V13H76L75 14V16L74 15H72L74 18H70V16H68V14L66 13H64V15L67 17V20L65 21L66 22V24H65V22H61V25H58V24H56V26H53L54 24L53 23H55V21L57 20L56 18H60V17H58L59 15H60V12H69L70 10ZM82 11H80V10ZM163 9V10H164ZM171 9V8H170ZM179 9H181L180 7H179ZM178 9V10H179ZM6 10V11H5ZM21 10H22V15L19 13V12H21ZM39 10V11H38ZM50 10V11H49ZM104 10H105V12H104ZM146 10V9H145ZM162 10V11H163ZM164 10V11H165ZM172 10V9H171ZM4 11V12H3ZM9 11V12H8ZM38 11V12H37ZM163 11V12H164ZM169 11V12H168ZM168 11L167 12H164L165 13V15L166 14H170V10L168 9ZM6 12H8V13H6ZM46 12V13H45ZM53 12V13H52ZM172 12V11H171ZM177 12V11H176ZM180 12H182V9H181V11ZM180 12L179 13H176V14H180ZM5 13V14H4ZM9 13H10V16H9ZM14 13H16V14H14ZM31 13H33V14H31ZM37 13V14H36ZM59 13V14H58ZM71 13V12H70ZM77 13H79V14H77ZM83 13H85V15L83 14ZM160 13H162V12H160ZM172 13H174V12H172ZM2 14V15H1ZM6 14H8V17L6 16ZM20 15L21 16V20L19 21V22H17V21H15L16 19H17V17H19V19H20V16H17V15ZM26 14V15H25ZM44 14V15H43ZM62 14V19L64 18V20H65V16L63 15V13H61ZM72 14V13H71ZM70 14V15H71ZM82 14V15H81ZM155 15H158L160 18H162V17H164L163 16V13L160 15V14H157V12L156 13H154ZM176 14H174L175 16H176ZM182 14H187V13H183L182 12ZM218 16H220L219 18H218V16L217 15H214V17L215 16H217V17H215V18H217L218 19V21H217V19H216V21L218 22V23H216L215 24V22L214 21H212L213 22V24H215L216 26H215V28H214V26H213V24H211L212 25V27L215 29V31H217L216 33H218L220 36H221V38H220V36H219V38L218 39H223V40H226V37H225V39H224V36H223V31H224V29L226 28V26H225V24H226V22H225V20L223 19V17H222V15H221V13H220V15H219V12L218 13H216ZM15 16L14 18L15 19H13L12 18V16ZM55 15H57V16H55ZM76 15H78V17L76 16ZM84 15V17H80V16H83ZM155 15H153V17H155V18H153V20L154 21H157V19L159 18L158 16H155ZM170 15H172V14H170ZM247 16H248V14H246ZM7 17L6 19H7V21H6V25L4 24V18L5 17ZM17 16V17H16ZM24 16H25V18H24ZM175 16H173V17H175ZM179 16H181V15H179ZM77 17V18H76ZM166 17H167V15H166ZM168 17L170 18V16L168 15ZM168 17H167V20H168ZM23 18V19H22ZM36 18V19H35ZM159 18V19H160ZM5 19V20H6ZM19 19H17V20H19ZM53 19V20H52ZM94 19V18H93ZM93 19L91 20V22H93ZM156 19V20H155ZM158 19V20H159ZM166 19V18H165ZM224 20V22L223 21H221V20ZM40 20H41V22L43 23V25H42V23L40 22ZM59 20V19H58ZM60 20H61V18H60ZM161 20H163V19H161ZM254 21V18L253 17H251L250 18V21ZM37 21V22H36ZM62 21V20H61ZM220 21L221 22H223V24L224 25H221V26H219L221 23H220ZM14 22V23H13ZM17 22V23H16ZM31 22H34L35 24H38V27H35V29H33V30H37V28L39 29V31H38V33H37V36H36V34L35 33H33V34H31L32 32L29 30V27L30 26H32V24L30 25V23ZM53 22V23H52ZM90 22V23H91ZM163 22V21H162ZM161 21H160V23H159V25H161V23H162ZM164 22H165V20H164ZM211 22V21H210ZM209 22V23H210ZM211 22V23H212ZM26 23H28V25H25ZM39 23L42 25H40L39 26ZM49 24V25H47V27L45 26L46 24ZM57 23H60V21H58ZM90 23H88V24H90ZM85 24V25H84ZM203 24V23H202ZM9 25V26H8ZM17 25V26H16ZM25 25V35L22 37V34H21V32L23 31L22 29H20V28H23V26ZM79 25H83V28H84V34H83V32H81L80 34H79V32H80V28H79V30L77 29L78 28V26ZM163 25V24H162ZM165 25H166V23H165ZM205 25H206V23H205ZM6 26H7V28H6ZM35 26H37V25H35ZM48 26H50L49 28H48ZM87 26V25H86ZM92 26V25H91ZM122 26V22H118V24H117V27H121ZM202 27L204 26V25H201ZM208 26V28L210 27V29H212L211 28V26L208 24L207 25ZM225 26V28H223V29H221V28H219V29H217V27H224ZM9 27V28H8ZM32 27H34V24H33V26ZM40 27V28H39ZM48 28L47 30L45 29V32H43L42 34H41V31H43V28ZM154 27H156V25H154ZM204 27H206V26H204ZM82 28V29H83ZM208 28H206V29H208ZM31 30H32V28H30ZM81 29V30H82ZM154 29V28H153ZM205 29V28H204ZM203 29V30H204ZM209 29V30H210ZM217 29V30H216ZM221 29V32H219V30ZM12 30H13V32L15 33V31H16V34H14V33H12ZM15 30V31H14ZM18 30H22L20 33H19V31ZM78 30V31H77ZM154 30H156V28L154 29ZM153 30V31H154ZM223 30V31H222ZM8 31H11L9 34L7 33ZM94 31V30H93ZM151 31H152V28H151ZM207 31V30H206ZM214 31V30H213ZM3 32V33H2ZM62 32V33H61ZM65 32H69V37L68 38H65ZM201 32L202 33H204V31H202L201 30ZM237 32V34L240 32V31H238L237 29H235V28H233L232 29V33H236ZM19 33V34H18ZM87 33H88V31H87ZM88 33V34H89ZM118 33V32H117ZM206 33V32H205ZM21 34V35H20ZM27 34V35H26ZM30 34H31V36H30ZM38 34H39V36H38ZM67 34V33H66ZM87 34V35H88ZM113 34V33H112ZM236 34V35H237ZM5 35H6V37H5ZM62 35V36H61ZM92 35H91V37H92ZM239 35V34H238ZM15 36V37H14ZM26 36V37H25ZM93 36V37H94ZM234 35H232V37H233ZM47 37V38H46ZM62 37H64L65 39H63ZM105 37H107L106 38V42L104 41L105 40ZM110 37V38H111ZM234 37H237V36H234ZM241 38V40H242V44H241V40H240V38ZM242 33L238 36V38H239V40L237 39V38H234V39H236L235 40V43L236 44H233V41H234V39H230V38H227V39H229L228 41H225V45H227L226 46V48L224 47V46H222L221 47V49L220 50H222V52L224 53L225 52V50H228L229 49V46H230V44L232 43L234 46H237L238 47V45L239 44H241L240 46H242L243 45V40L244 39H242ZM15 38V39H14ZM41 38V39H40ZM76 38H79V40L78 39H76ZM97 38V37H96ZM20 39H21V41H20ZM48 39V40H47ZM51 39V40H50ZM56 39V40H55ZM58 39V40H57ZM60 39V40H59ZM95 39V38H94ZM103 39V40H102ZM119 39V38H118ZM153 39V38H152ZM151 39V40H152ZM217 39V41H219ZM54 40V41H53ZM64 40H65V42H64ZM75 40H78V41H80L81 42V44H80V42H79V44H74V43H78V42H76ZM155 39H153V41H151V43H150V45L151 44H153V46H154V43L156 44L158 41V39L156 40V41H154ZM10 41V42H9ZM32 41V42H31ZM34 41H35V43H34ZM42 42V43H41ZM63 42V43H62ZM153 42V43H152ZM159 42H160V39H159ZM223 42V41H222ZM230 42V43H229ZM2 43V44H3ZM11 43V44H10ZM96 43H99L100 45L98 46V44H96ZM218 43H221V41L220 42H218ZM46 44V45H45ZM90 44V43H89ZM158 44V43H157ZM156 44V45H157ZM231 44V45H232ZM238 44V45H237ZM4 45V46H5ZM18 45V46H17ZM39 45V46H38ZM90 45V46H91ZM217 45V44H216ZM215 45V46H216ZM219 45V44H218ZM218 45H217V47H218ZM224 45V44H223ZM96 46V47H95ZM102 46H103V49H102ZM239 46V47H240ZM19 47V48H18ZM57 49H56V48ZM87 47V48H86ZM231 47L233 48V50L231 49ZM230 47V50H228V53H229V51H234L235 52V56H232V57H234V58H236V53H241V51H236L237 49H236V47H233V46H231ZM44 48V49H43ZM84 48V49H83ZM215 48V47H214ZM241 48V47H240ZM240 48H238V49H240ZM243 48V47H242ZM41 49H43L44 51H42ZM91 51H90V50ZM94 49V50H93ZM219 49L217 50V51H219ZM234 49H236V50H234ZM2 50V51H1ZM30 50V51H29ZM214 51H215V49H213ZM211 51V54H212V56L215 58V57H217V55H219L220 53H221V51H219V54H217L218 52H216V54H215V52L214 51ZM241 50V49H240ZM69 51H71V52H69ZM17 52H18V54H17ZM33 52V53H32ZM72 52H73V54H72ZM76 52V53H75ZM77 52H82V54H81V56L79 55V57H78V53ZM85 52V53H84ZM101 52L103 53L104 52V54H106L107 56H111L110 57V60H107V58L105 57V55H103V54H101ZM227 52V51H226ZM225 52V53H226ZM233 52V53H234ZM95 53V54H94ZM97 53V54H96ZM227 53V54H228ZM4 54V55H3ZM48 56H47V55ZM50 54V55H49ZM61 54V55H60ZM66 54H67V56L68 57H66ZM80 54V53H79ZM84 54H86V55H84ZM232 54V53H231ZM231 54H229L230 56L229 57H227L228 58V60H230L231 58ZM242 54V53H241ZM241 54H239V55H241ZM16 55V56H15ZM39 55V56H38ZM64 55V56H63ZM96 55V56H95ZM103 57H102V56ZM115 55V56H114ZM216 55V56H215ZM9 56V58H7ZM28 57L29 58V60H24V58L25 57ZM83 56H84V58H83ZM86 56V57H85ZM93 57L92 59H91V57ZM100 58H99V57ZM113 56V57H112ZM220 56V55H219ZM242 56H243V54H242ZM242 56H241V58H242ZM49 57V58H48ZM53 57V58H52ZM58 57V58H57ZM64 57H65V59H64ZM96 57V58H95ZM104 57H105V59L107 60V61H109V62H107L106 60H105V62H107V64L105 63H101L100 61H101V59H102V61L104 60ZM225 57H226V55L224 54V56H223V58H222V55H221V57H219L220 58V61H219V59H218V61L217 62H220L221 63V61L222 62H224L225 61ZM237 57H239V56H237ZM1 58H3V59H1ZM13 58V59H12ZM47 58V59H46ZM89 58V59H88ZM124 58H126L125 56H124ZM218 58V57H217ZM21 59V60H20ZM43 59V60H42ZM51 59V61H49ZM68 59V60H67ZM84 59V60H83ZM86 59V60H85ZM24 60V61H23ZM60 60V61H59ZM224 60V61H223ZM228 60H227V62H228ZM27 61V62H26ZM237 61V60H236ZM23 62V63H22ZM29 62V63H28ZM47 62V63H46ZM64 62V63H63ZM78 62V63H77ZM80 62V63H79ZM83 62V63H82ZM90 62V63H89ZM92 62V63H91ZM231 62H232V60H231ZM238 62V61H237ZM38 63V64H37ZM62 63V64H61ZM74 63H77L76 65L74 64ZM229 63L230 62H228V64L225 62V65H222V67L224 66H226V67H228L227 68V70L228 71H230V66L231 65H229ZM233 63H235V61H233L232 63H230V64H232L233 66L234 65H236V64H233ZM80 64V65H79ZM83 64L85 65V64H91V66H88V67H86L87 69H89V67H94V68H91L92 69V72H86V74L88 75V76H93L94 78L92 79V80H87L86 78H87V76H86V74H85V72L84 71H86L85 69V67L83 66ZM96 64V65H95ZM109 64V65H108ZM187 64V63H186ZM218 65H219V63H217ZM224 64V63H223ZM17 65V66H16ZM82 65V66H81ZM98 65L99 66H103L102 68H98ZM237 65H238V63H237ZM236 65V66H237ZM6 66V67H5ZM9 66V67H8ZM97 66V67H96ZM2 67V68H1ZM16 67V68H15ZM53 67H55L56 69H57V71H56V69L55 68H53ZM84 67V68H83ZM224 67H223V69H224ZM5 68V69H4ZM8 68V69H7ZM31 69L29 72H28V69ZM68 68V69H67ZM83 68V69H82ZM233 69H232V71H231V73L233 72V70H236L234 67H232ZM41 69V70H40ZM46 69H48V70H52V71H48L47 70V72H45V70ZM67 69V70H66ZM70 69V70H69ZM80 69V70H79ZM103 69V70H102ZM3 70H5V72L3 71ZM55 70V71H54ZM59 70V71H58ZM81 70H84L82 73H84V75L86 76V78H83L82 77V79L81 78H79V79H81V81L79 80V79H75V75L76 74H79V71L81 72ZM238 70H240V69H237L236 71H234V72H237ZM3 71V72H2ZM12 71V72H11ZM88 71V70H87ZM90 71V70H89ZM8 72V73H7ZM48 72H49V74H51V72H54V73H56L55 74V76L58 78V79H60V77L59 76H62L61 78H62V80H59V82L57 81L58 79L56 78V79H52V80H49L50 79V77L48 78V80L50 81V84L48 83L47 84V82L45 81L46 80V76H48ZM58 72V73H57ZM74 72H75V74H74ZM221 72H222V70H221ZM221 72H217L216 74H215V76L216 75H222L223 73H225L226 74V72L224 71V72H222V74H221ZM10 73V74H9ZM27 73H29L28 75H27ZM42 73V74H41ZM70 74V76H69V74ZM108 73V72H107ZM228 73V72H227ZM231 73L229 72V76L226 74V76H228V78L230 77V76H233L232 78H234V75H231ZM239 73V72H238ZM238 73H237V75H238ZM9 74V75H8ZM59 74V75H58ZM66 74H67V76H66ZM103 76H102V75ZM182 74H184V73H182ZM233 74V73H232ZM45 75V76H44ZM73 75V76H72ZM83 75V74H82ZM95 75V76H94ZM97 75V76H98ZM181 75V74H180ZM184 75H186V73L184 74ZM187 75H189L188 73H187ZM191 75V74H190ZM189 75V76H190ZM236 75V74H235ZM237 75L235 76V77H237ZM17 76V77H16ZM65 76H66V79H65ZM79 76H81V74H79ZM78 76V77H79ZM188 76V77H189ZM219 76V77H220ZM2 77V78H1ZM77 77V76H76ZM185 77V76H184ZM191 77V76H190ZM219 77H215V79L216 78H218L216 81L219 83V84H217V85H221L222 84V82H223V78H222V80H221V78H220V80H219ZM221 77H223V76H221ZM30 78L32 79L31 80V82H34V81H36L34 84H32L31 82L29 83V81H30ZM43 78V79H42ZM51 78H52V75H51ZM64 79V80H63ZM71 79V80H70ZM72 79H75L76 81H77V83H75V85H70V83H69V85H68V81H72V83H73V80ZM229 79H231V78H229ZM229 79H228V82H229ZM9 80V81H8ZM26 80H28V82H26ZM42 80V81H41ZM74 80V81H75ZM86 80V81H85ZM235 80H236V78H235ZM234 80V83L235 82H237V81H235ZM7 81H8V83H7ZM39 81V82H38ZM75 81V82H76ZM78 81H79V83H78ZM232 81V83H233V80H231ZM25 83L26 82V84L25 85H27V83H29L28 84V86H29V89H30V92L27 90V86L25 87V86H23L22 87V83ZM46 82V83H45ZM55 82V81H54ZM63 82V83H62ZM81 82V83H80ZM216 82V83H217ZM12 83V84H11ZM20 83H21V86H20V89H19V85H20ZM37 83V84H36ZM96 83H97V81H96ZM31 84H32V86L34 85V88H35V86H37L38 84H40V86L38 87V88H36V90H34L33 89V93L31 94V91H32V87H31ZM47 84V85H46ZM64 84H66L65 86H64ZM24 85V84H23ZM57 85V84H56ZM56 85H55V83H54V85L52 84L51 86H55L56 87ZM79 86V87H77V86ZM83 87H81V86ZM92 85V84H91ZM90 85V88H92L93 86H91ZM93 85H94V83H93ZM216 85V86H217ZM228 85L230 86L231 85V87L232 88H236L237 86H236V84H233V86H232V84H231V82H229L228 83ZM235 85V86H234ZM13 88H12V87ZM48 86V87H47ZM218 86V87H219ZM43 87V88H42ZM47 87V88H46ZM59 87V86H58ZM58 87H56L57 89H58ZM70 88V91L72 92V90L74 89V88ZM218 87H215L216 89V91L218 92V89H220L221 90V87H222V85L220 86V88H218ZM10 88H12V91H11V89ZM53 88V87H52ZM89 88V87H88ZM218 88V89H217ZM16 89H19V90H16ZM24 89H26L25 91H27L26 93H24ZM47 89H48V91H47ZM55 89V88H54ZM60 89V88H59ZM69 89V88H68ZM67 88H66V91L68 90ZM72 89V90H71ZM74 89V90H75ZM80 89H77L78 91L80 90ZM85 89V88H84ZM6 90H7V92H6ZM10 91V93H9V91ZM63 90H65V89H63ZM88 90L89 89H86L85 91H87L88 92ZM220 90H219V94L221 93L220 92ZM19 91H20V93H19ZM59 91V90H58ZM11 92H12V94H11ZM15 92H17V93H15ZM28 92H29V94H30V96H32L30 99L32 100V101H30L29 100V94H28ZM46 92V93H45ZM55 92H57V91H54V93ZM63 92H65V91H63ZM68 92V91H67ZM75 92V91H74ZM4 93H6V95L4 94ZM7 93H9V94H7ZM19 93V94H18ZM44 93V94H43ZM86 93V92H85ZM89 93V92H88ZM88 93H86V94H88ZM91 93V92H90ZM90 93H89V95H88V97H90ZM217 93V94H218ZM17 94V95H16ZM23 94H24V97H23ZM35 94V95H34ZM51 94H53V92L51 93ZM84 94V93H83ZM216 94V95H217ZM218 94V96H220ZM4 95V96H3ZM10 95H12V96H10ZM15 97H14V96ZM25 95H27L26 97H25ZM42 95V96H41ZM92 95V94H91ZM263 95H264V93H263ZM262 95V98H264V96ZM2 96V97H1ZM20 96H22V97H20ZM85 96V95H84ZM84 96L82 95V97H83V99H84ZM93 96V95H92ZM223 95H221V97H222ZM8 97V98H7ZM12 97V98H11ZM17 97V98H16ZM85 97H87V96H85ZM87 97V98H88ZM220 97V99H222ZM234 97V96H233ZM3 98H4V100H3ZM35 98V99H34ZM45 98H44V100H45ZM94 97H92V99H91V97H90V99H86L87 101H91L92 102V100H94L93 99ZM216 98H217V96H216ZM15 99V100H14ZM43 99V98H42ZM42 99H41V102L40 103H42ZM83 100V101H86V100ZM219 99V98H218ZM7 100H9V102L7 101ZM14 100V101H13ZM28 100V101H27ZM2 102H4V103H2ZM20 102V103H19ZM32 102V103H31ZM34 102V103H33ZM35 102H37V103H35ZM108 103H110V102H108ZM4 104V105H3ZM15 104V105H14ZM35 104H36V106H35ZM59 104V103H58ZM63 104V103H62ZM87 104V103H86ZM90 103H88V105H89ZM93 104V102L91 103V105ZM113 104V103H112ZM111 104V105H112ZM48 105V106H49ZM61 105V104H60ZM55 106V107H54ZM40 107V108H39ZM44 107V106H43ZM56 107L58 108V109H56ZM43 110H42V109ZM263 108V107H262ZM10 109V110H9ZM22 109V110H21ZM24 109V110H23ZM26 109V110H25ZM40 109V110H39ZM49 109V108H48ZM60 109V110H61ZM8 110V111H7ZM30 110V111H29ZM38 110V111H37ZM42 110V111H41ZM262 112V111H261ZM44 113V114H43ZM108 113V114H107ZM39 114V115H38ZM54 114H56V116L54 115ZM87 115V116H86ZM263 115V117H264V113L262 114ZM29 116V117H28ZM47 116H49V115H47ZM59 116V117H58ZM98 116H99V118H98ZM45 117V118H44ZM64 117V118H63ZM58 118V119H57ZM100 118H101V120H100ZM176 118H178V117H176ZM6 119V120H5ZM9 121H8V120ZM11 119V120H10ZM107 119V120H108ZM170 119H173V117L171 118L170 117ZM48 120V121H47ZM81 120V121H80ZM92 120H88L86 123H89L90 121H92ZM111 120V119H110ZM107 121L106 123H108V126H109V123H110V128L112 129V131L115 133V131H118L119 130V132L122 130V129H126L127 127H126V123L124 124L125 125V127H123L124 125H120L121 123H119V124H117V123H115L113 120H111V121ZM169 120V118L168 119H166L165 121H168ZM175 120H177V119H175ZM175 120L173 121V123L175 122ZM178 120H180V121H177V122H175V123H180L179 124V127H180V125H181V128H184V123H183V121H186L187 122V120H186V118L184 119V118H182V117H180V119H178ZM83 121V122H82ZM103 121V123H105ZM112 121L114 122V123H112ZM165 121H164V124H165ZM47 122V123H46ZM48 122H50V125H49V123ZM59 122V123H58ZM84 122V123H85ZM169 122H170V120H169ZM264 122V119L262 120V123ZM9 123V124H8ZM33 123H34V125H33ZM36 123V124H35ZM60 123H62V124H60ZM64 123V124H63ZM85 123V124H86ZM172 123V122H171ZM188 123V122H187ZM45 124V125H44ZM53 124V125H52ZM66 124L68 125L69 124V126H66ZM77 124H78V126H77ZM123 124V123H122ZM178 124H176V125H178ZM62 125V126H61ZM66 127H65V126ZM111 125L113 126V127H111ZM127 125H128V127L132 130V127L127 123ZM165 125H167V124H165ZM164 125V126H165ZM169 125V124H168ZM167 125V126H168ZM176 125H174L175 127H178V126H176ZM20 126V127H19ZM83 126H84V124H83ZM83 126H79V127H81V128H83ZM108 126H106V127H108ZM115 126V127H114ZM170 126V125H169ZM262 126L264 127V123L262 124ZM4 127V128H3ZM78 127V128H79ZM175 127H173V128H175ZM5 128H7V130L5 129ZM64 128V129H63ZM69 128H67V131L69 130ZM77 128V129H78ZM167 128H169V127H167ZM170 128H172V127H170ZM59 129V130H58ZM72 129H74V133L77 131H75V128H72ZM1 130H3L2 132H1ZM21 130V131H20ZM31 130V131H30ZM39 130V131H38ZM80 129H78V131H79ZM7 131V132H6ZM37 131V132H36ZM60 131V132H59ZM73 131V130H72ZM77 131V132H78ZM107 131V133L109 132V127H108V130H106ZM62 132V133H61ZM69 132V131H68ZM70 132H71V130H70ZM111 132V131H110ZM113 132H112V134H113ZM119 132L117 133V135L119 134ZM121 132H123V131H121ZM120 132V133H121ZM126 132H129V130H126ZM131 132V131H130ZM32 133H34V134H32ZM57 133V134H56ZM67 133V132H66ZM82 133V131H80V134ZM106 133V132H105ZM106 133V134H107ZM125 133V132H124ZM5 136V138H4V136ZM6 134V135H5ZM10 134V137H8V135ZM16 134V135H15ZM103 133H101V135H99V136H103L102 135ZM111 133H108L106 136H104V138H103V140H102V138L100 139V138H98V136L96 137V138H98V140H100V141H103L104 143H105V153L106 152H108V150H107V145H108V142H112L113 143V141H112V139L114 140V138H116V137H114L115 135H116V133L112 136V138H111V140L109 141V139L110 138H107V137H111L110 135H112ZM123 134V133H122ZM126 134H128V133H126ZM130 134V133H129ZM129 134L126 136H124V135H122V136H120V134H119V138L120 137H122L123 138V140L122 141H120V140H118L117 142L115 141L114 143H116V144H120V145H118V147L120 146V147H122L123 145L125 146V144H124V137H125V140L126 141H130L129 139L130 138H132V137H135V136H132L133 134H130V136H129ZM2 135V136H1ZM12 135V136H11ZM19 135V136H18ZM25 135V136H24ZM30 135V136H29ZM34 135V136H33ZM59 135V136H58ZM65 135V136H64ZM75 135V134H74ZM77 135V134H76ZM78 135H79V132H78ZM77 135V136H78ZM109 135V136H108ZM36 136V137H35ZM49 136V135H48ZM51 136V137H52ZM56 136V137H55ZM77 136H73V138L75 137V140H76V138H77ZM80 136H83L82 134L80 135ZM132 136V137H131ZM138 136V135H137ZM1 137H3V138H1ZM16 137V138H15ZM21 137H23V139H25V140H22V138ZM29 137H31V138H29ZM32 137H33V139H32ZM58 137V138H57ZM61 137V138H60ZM79 137V136H78ZM91 137H93V136H91ZM114 137V138H113ZM117 137V138H118ZM126 137H129V139L127 140L126 139ZM13 138V139H12ZM19 138V139H18ZM21 138V139H20ZM49 138H50V136H49ZM48 138V139H49ZM57 138V139H56ZM84 138V137H83ZM82 138V139H83ZM86 138V137H85ZM117 138H116V140H117ZM121 138V139H122ZM137 138V137H136ZM8 139H9V142L11 143V145L13 144V141L15 142L14 144H13V147L10 145V143H8ZM82 139H80L81 141H83V142H85L84 140H82ZM87 139V138H86ZM16 140H18V142L16 141ZM20 140V141H19ZM46 140V141H45ZM50 140H51V138H50ZM51 140V141H52ZM70 140V141H71ZM91 140H93L92 138H90V140L89 141H91ZM97 140V139H96ZM95 139L92 141V142H90L89 143V145H90V147L92 148V146H96L97 144H99V143H96V145L94 144V142L96 141ZM98 140L96 141V142H98ZM132 140H134V142L132 141V143H135V141L137 142H139V141H141L142 140V137L140 138V139H138L137 138V140L134 138V139H132ZM6 141H7V143H6ZM30 141V142H29ZM34 141V142H33ZM74 141V140H73ZM88 141V140H87ZM125 141V142H126ZM17 142V143H16ZM22 142V143H21ZM26 142H27V144H26ZM34 144H33V143ZM82 142V143H83ZM30 145H29V144ZM65 143V142H64ZM86 143V142H85ZM84 143V144H85ZM92 143V144H91ZM113 143V144H114ZM130 143V142H129ZM9 144V145H8ZM17 144V145H16ZM23 144H25V148L23 147L24 145ZM37 144H38V142H37ZM58 144V145H59ZM102 144V143H101ZM116 144H114V146H116ZM123 144V145H122ZM6 145V147H7V149H8V146L10 147V148H12L13 150H16V153H18L19 155V157L17 156V154H15V152H13L12 150V152L14 153V156H12V152L9 150V152L11 153V154H9V156H11L10 158L11 159H8V153L9 152H7L6 153V151H8V150H6V147H5V149H2V148H4V146ZM8 145V146H7ZM14 145H16V148H15V146ZM23 145V146H22ZM78 145H79V143H78ZM89 145H88V147H89ZM109 145H112V144H110L109 143ZM127 145V144H126ZM129 145V144H128ZM127 145V146H128ZM131 145V144H130ZM133 145V144H132ZM141 145H142V143H141ZM3 146V147H2ZM29 146V147H28ZM31 146H33V147H31ZM77 146V145H76ZM80 146V145H79ZM78 146V147H79ZM85 146V148L87 147L86 145H84ZM100 146V145H99ZM104 146H102L101 145V147H98V146H96V147H98L99 148V150L100 149H103V147ZM113 146V147H114ZM124 146H123V150L124 149H126V148H124ZM126 146V147H127ZM140 146V145H139ZM143 146H144V144H143ZM142 146V147H143ZM21 147H23L22 148V150H21ZM77 147V148H78ZM81 147V146H80ZM83 147V146H82ZM96 147H94V149H97ZM111 146H109V148H110ZM133 147V146H132ZM141 147V146H140ZM142 147H141V149H142ZM15 148V149H14ZM40 148H42L43 149V146H41ZM77 148H75V149H77ZM108 148V149H109ZM112 148V147H111ZM110 148V149H111ZM116 150L118 149V148H116V147H114ZM129 148H131V146L129 147ZM137 151H138V147L136 148V147H134ZM132 149V150H134L135 152H136V150L135 149ZM23 149H24V151H23ZM46 149V148H45ZM80 149V148H79ZM79 149H78V151H76L77 152V154H80V156H82V155H84V153H86V155H88L89 153L87 152V148L86 149H80V151L83 153H78V152H80L79 151ZM120 150H122V148H119ZM118 149V150H119ZM139 150V154H141L140 152H143L142 150ZM18 150V151H17ZM40 150V149H39ZM44 150V149H43ZM73 150V149H72ZM86 150V151H85ZM91 150H93V149H91ZM104 150V149H103ZM117 150V152L119 153V151ZM121 151V153H123L122 155L123 156H121V154H118V156H116V155H114V158H113V160L114 161H116L115 159V156L116 157H126V159H127V161L133 156V154H134V152L131 150V152H132V155L131 154H129L128 152L126 153V155L127 154H129V156H126V155H124V151ZM128 149H126L125 151H127ZM143 150H145V149H143ZM5 152V154H6V156H5V154H2V152ZM30 151V150H29ZM42 151V150H41ZM88 151H90V150H88ZM102 150H100V151H98V152H101ZM109 151H111V150H109ZM112 151H113V148H112ZM40 152V151H39ZM37 153V151H36V154H34V153H32V152H30V154H34V155H40V157L43 155V153L45 152V150H44V152L42 153V154H40V153ZM73 152H75V150H73ZM96 152H97V150H96ZM97 152V154L95 153V151L91 154V156L89 157V155H88V157H89V159H91V160H87L88 162L86 163V164H84L83 162V164H84V166H87V168H82L81 166L83 165V164H81V159H79V160H81L79 163V165L77 166L74 162H73V164H75L76 166H77V172H80L82 169V171H81V173L80 174H78V175H80L79 176V178H81L80 180H79V183L80 182H82V179H85V180H83V181H86L87 182V178L90 176V175H92V176H94L95 175V178H96V173H97V171H101V172H98V173H100L99 174V179H94V178H92V179H94L93 181H89V179L91 178H89L88 179V184L90 183L91 185H88V184H85V182H84V184H79L78 183V185H77V190H76V188H74V190H73V193H71V192H65V193H67V194H65L64 192V196H59V195H61V193H59V192H57V193H55L54 195H56V194H58V196L56 195L55 197H54V195H53V190H47L49 187L48 186H46V185H49V182H48V180L49 181H51V183H53L54 185V188L56 189L57 188V186L55 187V185L58 183V178L60 177V176H58V178L56 177V175L57 174H59V173H57L56 175H55V177L58 179V180H56V178H55V180H56V182H55V180H54V182H53V179L51 180V178L49 177V176H46L45 177V180H47L46 182V185H45V183H44V185L46 186V187H48V188H46L45 190H40L38 187L36 188V186H37V184H38V182L39 181H41V180H43V179H41L38 175H36L35 173L33 174V173H31V174H22V177L20 176V174L18 175V174H14L13 172L11 173V171L9 170L8 172H10V174H9V176L11 177V176H13V179L12 178H9V177H6V176H8V172L6 171V174H5V171L3 172L5 175H4V180L2 179V176H1V179L3 180V182H6L7 180H8V182H9V184H7V182H6V186L8 187L9 185H10V182L12 181V180H16V179H18V181L19 182H22L21 180L23 179L24 181H27V179L28 180H32V183L34 182L35 184H36V186H35V184H33L32 186H35V188L36 189H39V190H36V192H35V190L34 191H32L33 189H35V188H33L32 189V187H31V189L32 190H29V193H28V188H27V191H25V192H23L22 190L20 191V189H19V191L21 192V193H16V192H14L15 193V195H23L22 197L24 198V196H27V197H34V199L37 197V198H39V199H41L42 197H46L47 196V199H45V202L43 201L44 199H42V201L44 202L43 203V207H44V205L46 204V205H48V198H49V200L50 199H53V202L57 205V207L59 206V207H61L62 205L60 204L61 202L62 203H66L65 201H69L68 199H73V198H75V196L77 195V194H79L80 195V193L82 194V192H83V194H82V196H80L79 198H83V199H81V200H83V202H85V200H86V196H88V195H86L85 194V192H87V191H85V188H81V186L82 185H88V187L86 186V188H88V190H89V186H91V187H93V188H95V190L97 191L98 190V195H99V193L100 194H102V191L104 192L105 191V193H106V191L108 190V189H110V190H112V192L114 191V193L112 194L111 192V194L114 196V194H117V193H119V191L120 190H122V188L124 189V187H126L125 186V184H127V181H128V177L131 175H127L128 173H132V170H130V172H128V170L126 169V173H124V169L127 167L126 165H125V163H126V159L125 158H122V159H120V161H121V164H119V165H117L116 167H118V169H119V172H117L118 171V169L117 168H115L116 170H114V167H113V170L114 171H112V173L113 172H117V174H116V178L115 177H111L112 176V174H111V171H110V168H109V170L107 169V167H109L107 164H106V162L108 161H106L105 162V166H106V168H105V166L103 165V162H102V165H101V161L99 162L100 163V165H97L98 163L96 162V161H98V158L101 156V155H103L102 154V152L101 153H98ZM114 152H116V151H114ZM110 153H112V152H110ZM247 153H249V150H248V152ZM250 153H251V151H250ZM249 153V154H250ZM45 154V153H44ZM63 154V156L65 157V155H64V153H62ZM62 154H61V156H62ZM116 154V153H115ZM16 155V156H15ZM86 155H84V156H86ZM107 154H105V157H107V156H111V155H107ZM120 155V156H119ZM137 155V153L136 154H134V156H136ZM8 156V157H7ZM26 156V157H25ZM31 156V155H30ZM33 156V155H32ZM134 156L131 158V160L132 159H134ZM139 156V155H138ZM5 157V158H4ZM7 157V158H6ZM13 157H15V160H13ZM18 158V160L19 161H16L17 160V158ZM26 158V159H23V158ZM64 157L62 158L63 160H65L64 159ZM87 157V158H88ZM108 158H110V157H108ZM107 158V159H108ZM129 158V159H128ZM136 158V157H135ZM29 159H32L31 157L29 158ZM82 159H83V157H82ZM100 159V158H99ZM103 159H105L104 157H103ZM118 160H119V158H117ZM123 159H124V164H122V162H123ZM63 160H62V162H63ZM100 160H102V156H101V159ZM13 161H15V162H13ZM23 161V162H24ZM89 161H91L90 162V164L88 165V163H89ZM104 161V160H103ZM130 161V160H129ZM78 162V161H77ZM110 162H111V160H110ZM2 162H0V165H3L4 166V164L6 163H4V164H1ZM8 163V164H9ZM7 164V163H6ZM5 164V165H6ZM25 163H23V165H24ZM64 164H65V161H64ZM78 164V163H77ZM112 164H114V162H112ZM127 164V163H126ZM75 165H74V167H73V171L71 172L72 174H73V172L75 171L74 170V168H75ZM115 165V164H114ZM113 165V166H114ZM123 165V166H122ZM73 166V165H72ZM72 166H70V167H72ZM83 166V167H84ZM125 166V167H124ZM7 167L8 168H11L9 165L7 166H5L4 168H3V170L6 168L7 169ZM82 169H81V168ZM0 168H2V167H0ZM64 168H65V166H64ZM106 170H108V172L107 171H104V172H107L108 174L110 173L111 175H109L110 176V178L111 179H114L115 178V180H111L110 178L107 180L106 178H108L109 176L108 175H106V173H102L103 172V170L104 169ZM123 168V169H122ZM127 168H129V167H127ZM236 168V167H235ZM234 168V169H235ZM5 169V170H6ZM67 169H71L72 170V168H67ZM78 169H79V171H78ZM81 169V170H80ZM111 169H112V167H111ZM2 170V169H1ZM65 170V169H64ZM236 170V169H235ZM238 170V169H237ZM76 171H75V173H76ZM85 171V172H84ZM110 171V172H109ZM123 171V172H122ZM94 172H96L95 174H94ZM115 172V173H116ZM1 173H2V171H1ZM67 173H69V171L67 172ZM97 173V174H98ZM120 173H122L121 175H120ZM237 173H238V171H237ZM236 173V174H237ZM13 174V175H12ZM62 174V173H61ZM106 175V178L104 177L105 175ZM114 174V173H113ZM236 174H235V176H236ZM0 175H2V174H0ZM28 176V178L27 177H25L26 179H24L23 178V176ZM30 175V176H29ZM53 176H54V174H52ZM60 175V174H59ZM101 175H103V177L105 178H101ZM63 176H64V174H63ZM108 176V177H107ZM237 176H239L238 178L240 179L239 180V182H237V183H239V186L240 187H242V188H240L239 187V189H240V191H242V193H243V191H245L246 192V188L243 186L244 185V179H243V177L241 178V176H240V174H237ZM16 177V178H15ZM21 177V178H20ZM38 177V178H37ZM73 177V176H72ZM7 178V180L5 181V179ZM10 180H9V179ZM35 178H36V180H35ZM54 178V177H53ZM74 178V177H73ZM75 178H77L76 177V175H75ZM79 178H77V181H78V179ZM130 178V177H129ZM238 178L236 177V179L238 180ZM0 179V180H1ZM38 179H41V180H38ZM64 179V177H62V179L61 180H63ZM102 179H104L105 181V185H107L108 186V188L105 190V186H104V189L103 188H101L100 186H98L97 184H101V182L103 181ZM1 180V181H2ZM74 180H76V179H74ZM91 180V179H90ZM98 180H100V181H98ZM127 180V181H126ZM1 181H0V184H1ZM17 181V182H18ZM124 181H126V183L124 182ZM130 181V180H129ZM43 182V181H42ZM41 182V183H42ZM59 182H60V180H59ZM62 182V181H61ZM96 182H99V183H96ZM103 182V183H104ZM121 182H123V183H125L124 184V187H122L121 188ZM40 183V182H39ZM40 183V184H41ZM121 183V184H120ZM61 184V183H60ZM99 184V185H100ZM240 184H243V185H240ZM95 185V186H94ZM103 184H101V186H102ZM45 186H43V188L45 187ZM50 186V185H49ZM52 186V185H51ZM53 186H52V188H53ZM120 187V189H119V191L118 192H116V190H118V188ZM12 187V186H11ZM80 187V188H79ZM85 187V186H84ZM244 187V188H243ZM9 188H10V186H9ZM51 188V189H52ZM12 190H13V188H11ZM10 189V190H11ZM92 189V188H91ZM101 189V190H100ZM1 190V189H0ZM24 190H26V189H24ZM87 190V189H86ZM95 190H94V192H95ZM14 191H17V189H14ZM19 191H17V192H19ZM46 191V192H45ZM57 190H55V192H56ZM71 191H72V189H71ZM85 191V192H84ZM109 191V190H108ZM108 191H107V193H108ZM123 191V190H122ZM125 191V190H124ZM123 191V192H124ZM23 192V193H22ZM50 192V193H49ZM89 193H91L92 191L91 190H89L88 191ZM94 192L92 193L93 195H94ZM9 194H10V199L8 198L9 196H7V198L9 199V201H8V204H6L7 202L5 201V199H4V197H3V199L1 198L0 199V202H1V200L2 201H5V202H2V203H5V205H8L7 207H5V205L4 204H1V205H4V207L5 208H8V214H9V216L8 215H6L7 213H5V219H6V221H5V219L4 220H2L4 217H1L0 219L2 220H0V224H1V222H4V224L3 225H5L6 223L9 225L10 224V227H11V225H12V223H16L17 221H15V220H18V218L19 217H21V215L19 216V217H17L16 215V219L15 218H13V217H11L12 216V214L13 213H11L12 211H11V206H13V205H15V204H12V203H14L15 202V200H13V191H12V193H10V191L8 192ZM27 193V194H26ZM33 193V194H32ZM42 193H43V195H42ZM62 193V194H63ZM107 193H106V195H107ZM29 194V195H28ZM40 194V195H39ZM44 194H46V195H44ZM91 194V195H92ZM95 194H97V193H95ZM244 194V193H243ZM17 195V196H18ZM51 195V196H50ZM90 195V196H91ZM92 195V196H93ZM106 195H101V197H102V200H103V198L104 197H106ZM16 196V197H17ZM21 196L19 197L21 200L19 201V198H18V200H17V198H16V200L17 201H19L21 204H17L16 205V207L19 209V210H25V209H27V208H29L28 207V205H26V204H28V202L26 203V200H24V201H22V198H21ZM49 196V197H48ZM100 196V195H99ZM98 196V197H99ZM15 197V196H14ZM26 197V198H27ZM52 197V198H51ZM54 197V198H53ZM60 197V198H59ZM98 197H92L93 199H90V200H88L89 198H87V202H91L90 204H92V206H94L93 208H91V210L90 211H88L87 213H86V211L84 212L85 213V216L83 217L84 218V221L85 222H87V221H91V222H89V223H87V224H90L89 226H91V227H93L94 226V228L95 227H97V226H95V225H98L99 226V228H100V225H102V224H104V223H106V224H104V228H105V225H107L108 227H110V228H112L113 227V225H115V227L114 228H118V226L119 227H121L120 225H121V223H120V221H119V219H118V221H116L115 223H114V221L112 222V221H110V222H108V221H106V220H104L103 221V219L106 217H102L101 219V222H102V224H101V222H96V224L95 225H93L92 226V221H96L97 219H99L100 218V216L99 215H103V214H105L106 213V215H107V212H108V210H110L109 209V206L108 205H110L111 204V202H109V200H104V202L103 203H101L100 201H99V199L100 198H98ZM108 198L110 197L109 196V194H108V196H107ZM6 198V197H5ZM36 198V199H37ZM96 198H98V199H96ZM111 198V197H110ZM8 199H6V200H8ZM15 199V198H14ZM70 199V200H71ZM27 200H31V199H27ZM48 202H47V201ZM65 200V201H64ZM74 200V199H73ZM76 200V199H75ZM14 201V202H13ZM31 202V201H30ZM35 202V201H34ZM33 202V204H35L36 205V203H34ZM50 202H52V201H50ZM86 202V204L88 205L89 203H87ZM109 202V203H108ZM112 202H114V198L112 199ZM32 203V202H31ZM31 203H29L30 205H33V204H31ZM40 203V202H39ZM54 203H52V204H54ZM97 203H100V204H97ZM11 204V205H10ZM51 205V206H54V207H56V205ZM60 204V205H59ZM63 204V205H64ZM89 204V205H90ZM23 205H25V206H23ZM38 205H40V207L42 206V203H40V204H38L37 203V205H36V208H37V206ZM112 205V204H111ZM50 206V207H51ZM21 207V208H20ZM25 207V208H24ZM30 207H34V206H30ZM53 207V208H54ZM54 208V209H58V208ZM87 207H89V206H87ZM112 207H113V205H112ZM47 208H48V206H47ZM47 208H45V209H47ZM45 209L44 210H42L43 212L45 211ZM49 209H51V208H48V210ZM87 209V208H86ZM12 210H13V208H12ZM30 210H32V209H30ZM34 210V209H33ZM32 210V211H33ZM36 211H37V209H35ZM41 210H39L38 212L40 213L41 212ZM48 210H46L47 212H49ZM53 209H51L50 210V212L52 211ZM36 211H34V212H36ZM106 211V212H105ZM43 212H41L40 214H41V216H43ZM93 214V213H97L96 214V219L94 218V219H92L93 217H90V218H88L89 216H91V213ZM105 212V213H104ZM263 212V213H262ZM28 213V215L27 214H23L22 216L23 217H21L22 218V220H20V222H21V224H23V225H21V224H19V225H17V226H19L20 228H18L19 229V232L20 233H26V239H28V238H30V236L32 235L31 233H33V232H26V224H25V221H26V217H28L29 216V214H30V216L33 214V213H29V211L27 212ZM37 213V212H36ZM88 213L90 214L89 216H88ZM257 214H256V219L258 220V222L262 225V226H264V211H261V210H258L257 212H256ZM45 214V213H44ZM39 215V214H38ZM14 216V215H13ZM14 216V217H15ZM29 216V217H30ZM36 216V215H35ZM35 216H33V218L32 217H30V219L32 218V219H34V220H36L34 217ZM88 216V217H87ZM10 217H11V219H10ZM108 217V216H107ZM135 217V216H134ZM23 218H26L25 220L23 219ZM58 218V217H57ZM64 218V217H63ZM62 218V219H63ZM65 218H67V217H65ZM86 218H88V220L86 221ZM9 219V221H10V223H9V221H7ZM29 219V220H30ZM31 219V220H32ZM54 219L55 218H53V221H54ZM108 219H109V217H108ZM112 219V218H111ZM114 219V218H113ZM116 219V218H115ZM130 219V218H129ZM136 219V220H135ZM12 220H13V222H12ZM39 219H37V221H38ZM51 220V219H50ZM57 220V219H56ZM59 220H60V222H61V219H60V217H59ZM81 221L80 222H82V220L83 219H80ZM110 220V219H109ZM131 221L133 220V216L131 217V219H130ZM134 220H135V222L134 223H136L137 222V220H138V222L140 221V217L138 216H136V218H134ZM133 220V221H134ZM19 221V220H18ZM33 221V220H32ZM37 221H35V222H37ZM44 221V220H43ZM43 221H41V222H43ZM46 221V220H45ZM44 221V222H45ZM48 221V224H49V219L47 220ZM65 221V220H64ZM262 221V222H261ZM27 222V221H26ZM39 222V221H38ZM57 222H58V220H57ZM57 222H55V223H57ZM63 222V221H62ZM62 222L60 223V225L62 224ZM15 223H14V225H12V226H14V229H13V227H11V229H12V231H10L9 229H7L6 227H8V226H4L5 228L4 229H7V232H8V230H9V232H8V236H10V240H12L11 238L13 237L12 236V234H13V232H16L17 233V231H18V229H17V226L15 227ZM19 223V222H18ZM47 223V222H46ZM51 223V222H50ZM54 223V222H53ZM76 223H78V222H76ZM75 222H74V224H76ZM95 223V222H94ZM93 223V224H94ZM98 223V224H97ZM117 223V224H116ZM41 224V226L43 227V223H40ZM47 224V225H48ZM58 224V223H57ZM73 224V222H71L69 225H68V229L70 228L69 226L71 225V226H73V227H76V226H74V225H72ZM82 224H83V222H82ZM249 224V223H248ZM46 225V224H45ZM53 225V224H52ZM51 225V226H52ZM77 225V224H76ZM109 225H111V226H109ZM53 226H55V224L53 225ZM50 227V229L49 228H47V230H46V228H45V232L44 231H41V229H40V231L38 230V228H41L40 227V225L36 228V229H34L35 230V234L36 235H38L37 236V238L40 240V241H42V243L44 244V240L45 239H47L45 236L47 235H49V238H50V236L52 235V236H54V237H56V235L57 234H59V230H57V228H59V227H57L56 226V228L55 227ZM58 226H59V224H58ZM65 226V225H64ZM64 226L62 227V229L64 228ZM77 226H79V224L77 225ZM81 226H83V225H81L80 224V227L78 228V227H76V229L78 230V231H80L81 229H85V227H87V226H85L84 228L82 227L81 228ZM106 226V227H107ZM2 228H3V226H1ZM61 227V226H60ZM66 227V226H65ZM72 227V228H73ZM249 227L251 228V226L250 225H248V228L247 229H249ZM67 228H64L63 229V233H64V231H65V229H67ZM81 228V229H80ZM98 228V229H99ZM16 229V230H15ZM60 229V228H59ZM67 229V230H68ZM61 230V229H60ZM71 231L73 230V229H70ZM69 230V231H70ZM75 230V229H74ZM73 230V231H74ZM2 231H3V229H2ZM47 231V232H46ZM76 231V230H75ZM74 231V232H75ZM78 231H76V232H78ZM135 231V230H134ZM263 231H264V227H263ZM1 232V231H0ZM10 232H12V233H10ZM49 232V233H48ZM136 232V231H135ZM135 232H134V234H135ZM6 233V232H5ZM130 233V232H129ZM18 234V233H17ZM29 234H31V235H29ZM35 234H33V236L35 235ZM44 235V238H43V240H42V235ZM62 234V233H61ZM65 234H67V231H66V233ZM125 234V233H124ZM128 234V233H127ZM127 234H125L126 236H122V237H126V240H130L132 237H133V234L131 235V233H130V235H129V237H128V235ZM242 234H244L245 235V233L244 232H240V234H238V235H240V237H238L237 236V238L238 239H241V236H242V238L244 237ZM14 235V234H13ZM262 236H260V241H261V243L263 244V241H264V232H262V234H261ZM6 236V235H5ZM15 236V235H14ZM29 236V237H28ZM41 236V237H40ZM57 236H59V235H57ZM63 236H64V234H63ZM62 236V237H63ZM130 236H132L131 238H130ZM53 237V238H54ZM60 237V236H59ZM58 237V238H59ZM108 237V236H107ZM33 239H34V237H32ZM48 238V239H49ZM52 237L49 239V240H51L52 242H54L55 243V245H54V243H53V246L51 245V244H48L47 242H51V241H48V239H47V242L45 241V245H47L46 247H45V249H47V248H49L50 249V247L52 248V249H55L56 247L55 246H59L58 244H59V242H55V241H53L54 239H53ZM57 238V239H58ZM61 238V237H60ZM64 238H66V235H65V237ZM64 238H62V240H63V243H65L66 241H64ZM111 238V236H109V238H107V242H106V239L105 240H103V239H99V240H101L100 241V243L99 244H102V245H100V246H102V248L101 247H99L98 248V246H99V244L97 243V240L98 239H95V240H93V242H92V245H93V247H96L97 248V253H102V251H100V250H103V252H105L104 253V256L106 257V258H109V259H111V262L113 261V263L115 264V262H114V260L116 259L117 260V257H120L118 260L121 262V260L124 258L122 255H124V254H127L126 252H128L129 251V249H127V251H125L126 250V248L127 247H123V246H120V241H118L119 239H115V243H113L114 241V239L112 240V239H110ZM128 238V239H127ZM56 239V238H55ZM56 239V240H57ZM122 239V238H121ZM124 239V238H123ZM1 240V239H0ZM29 240V239H28ZM60 240V239H59ZM66 240V239H65ZM102 240L104 241V242H102ZM117 240V241H116ZM128 240V241H129ZM6 241V240H5ZM7 241H8V239H7ZM6 241V242H7ZM95 241V242H94ZM113 241V242H112ZM125 241V240H124ZM127 241V242H128ZM3 242V241H2ZM10 242L11 241H9V242H7V244H10ZM16 242V241H15ZM99 242V241H98ZM106 242V243H105ZM120 244H119V243ZM121 242H123L122 240H121ZM1 243V242H0ZM13 243H14V241H13ZM18 243V242H17ZM57 243V244H56ZM60 243H61V245L62 246H60V247H63L64 248V246H63V243L60 241ZM119 244V246L121 247V250H119L120 252L119 253H117L118 251H117V248H115V246L113 247V245H115V244ZM125 243V242H124ZM4 244V243H3ZM117 244H116V246H117ZM126 244V246L128 245V247L130 248V246H129V244L128 243H125ZM2 245V244H1ZM12 245V244H11ZM122 245H123V243H122ZM7 246V245H6ZM15 246V245H14ZM14 246H12V247H14ZM17 246V245H16ZM15 246V247H16ZM49 246V247H48ZM5 247V245L3 246V249H5L4 248ZM8 247V246H7ZM11 246L9 245V248H10ZM12 247H11V249H12ZM14 247V248H15ZM113 247V248H112ZM118 247V246H117ZM0 248H2V247H0ZM14 248H13V250H14ZM116 249V251L115 250H113V249ZM119 248V247H118ZM260 248H261V246H258V250H260ZM48 249V250H49ZM65 249V248H64ZM107 249H111L110 251L109 250H107ZM7 250V249H6ZM48 250H46L47 252H48ZM51 250V249H50ZM0 251H2V250H0ZM8 251V250H7ZM6 251V252H7ZM65 251V250H64ZM106 251H108V252H106ZM114 251L116 252L115 254H114ZM8 252H11L12 253V259H11V254H10V256L8 257L9 259H7L8 261L9 260H11L10 262H6L7 264H15L16 263V261H15V259H14V253L12 252V250L11 251H8ZM112 252V253H111ZM2 253V254H1ZM0 254V256H2L4 253L3 252H1ZM108 253H110L111 254V256H112V254H114V256H113V259L112 258H110V256H106ZM25 254V253H24ZM23 254V255H24ZM26 254H28V253H26ZM65 254V253H64ZM70 254H71V252H70ZM69 254V257H71V255ZM98 254V258H102V257H104V256H102L103 255V253L102 254H100L99 255ZM106 254V255H105ZM109 254V255H110ZM30 255V254H29ZM33 255V254H32ZM5 256V255H4ZM7 256V255H6ZM24 256H26V255H24ZM23 256V257H24ZM31 256V255H30ZM30 256H28L27 255V257L29 258ZM64 257H65V255H63ZM116 256V257H115ZM3 257V256H2ZM68 257V258H69ZM6 258V257H5ZM73 258V257H72ZM3 259V258H2ZM14 259V260H13ZM6 260V259H5ZM5 260H3L4 262H5ZM6 260V261H7ZM0 262H2V260H0ZM125 262V261H124ZM130 262H132L131 260L130 261H128V260H126V262L125 263H120V264H130ZM1 264V263H0ZM4 264V263H3ZM117 264H118V262H117Z\"/></svg>",
    "mask_w": 264,
    "mask_h": 264
}]
</instances>
